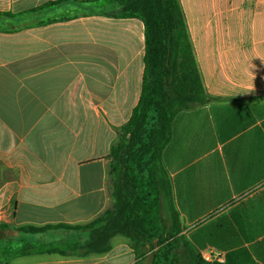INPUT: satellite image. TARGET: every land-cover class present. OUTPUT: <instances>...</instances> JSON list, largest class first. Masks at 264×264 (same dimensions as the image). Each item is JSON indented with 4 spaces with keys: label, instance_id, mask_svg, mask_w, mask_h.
Masks as SVG:
<instances>
[{
    "label": "crops",
    "instance_id": "crops-1",
    "mask_svg": "<svg viewBox=\"0 0 264 264\" xmlns=\"http://www.w3.org/2000/svg\"><path fill=\"white\" fill-rule=\"evenodd\" d=\"M51 1L0 0V264H150L156 248L121 236L84 254L85 231L18 230L108 207L106 157L140 95L142 22L111 0L30 11ZM179 2L204 90L243 99L172 120L162 161L181 234L207 263L264 264V0Z\"/></svg>",
    "mask_w": 264,
    "mask_h": 264
},
{
    "label": "trees",
    "instance_id": "trees-1",
    "mask_svg": "<svg viewBox=\"0 0 264 264\" xmlns=\"http://www.w3.org/2000/svg\"><path fill=\"white\" fill-rule=\"evenodd\" d=\"M66 1L74 0L51 1L30 11ZM111 1L121 6L118 16L142 22L144 67L138 102L117 130L106 157L108 207L83 224L25 225L18 230L31 234L58 229L85 231L88 239L81 246L84 254L104 253L111 248V239L121 236L134 251L144 245L156 248L150 264H180L177 247L183 250L184 264H210L192 252L181 234L162 154L178 112L212 102L243 99L214 97L204 90L179 0ZM162 211L167 213L169 225L165 224ZM46 248L54 250L55 245Z\"/></svg>",
    "mask_w": 264,
    "mask_h": 264
},
{
    "label": "rangeland",
    "instance_id": "rangeland-1",
    "mask_svg": "<svg viewBox=\"0 0 264 264\" xmlns=\"http://www.w3.org/2000/svg\"><path fill=\"white\" fill-rule=\"evenodd\" d=\"M162 217L164 218V222L166 225H169V218H168V215L165 211H162ZM179 250H180V247H177V249L175 250L176 252H178L177 254L179 255Z\"/></svg>",
    "mask_w": 264,
    "mask_h": 264
}]
</instances>
